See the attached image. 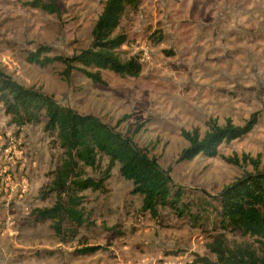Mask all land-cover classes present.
Instances as JSON below:
<instances>
[{
    "label": "rangeland",
    "instance_id": "rangeland-1",
    "mask_svg": "<svg viewBox=\"0 0 264 264\" xmlns=\"http://www.w3.org/2000/svg\"><path fill=\"white\" fill-rule=\"evenodd\" d=\"M31 1L0 0V69L20 84L134 137L171 170L185 199H206L216 206L211 196L243 174L226 158L260 155L264 166V0H141L123 20L129 42L122 57H142L147 50L143 71L138 78L104 72L106 85L78 72L65 79L64 65L40 67L27 59L41 47H48L50 56L89 48L106 0H55L57 15L29 7ZM155 32L163 34L161 42L152 39ZM256 113L253 131L223 144L217 157L179 161L189 146L182 131L199 128L204 136L210 118L220 125L230 118L242 126ZM44 126L42 121L18 128L0 103V264L216 262L209 246L221 230H215L210 208L203 227L171 209L152 218L118 168L103 192H84L87 222L77 237L66 233L62 241L52 221L37 223L33 210L56 201L55 195L44 194L63 154ZM226 238L230 244L245 241L231 234ZM94 246L103 249L81 253Z\"/></svg>",
    "mask_w": 264,
    "mask_h": 264
},
{
    "label": "trees",
    "instance_id": "trees-1",
    "mask_svg": "<svg viewBox=\"0 0 264 264\" xmlns=\"http://www.w3.org/2000/svg\"><path fill=\"white\" fill-rule=\"evenodd\" d=\"M140 4L141 0H106L92 30L89 48L72 56H50L49 48L41 47L27 59L40 67L56 63L64 65L62 75L65 79L76 72L101 85L107 84L104 72L138 78L143 71L141 56L122 57V47L129 42L122 31V23L127 13L137 10ZM27 5L48 14L60 13L55 0H33ZM163 38L159 32L152 35L156 43ZM0 103L18 128L43 121L45 132L55 137L63 150L61 162L52 172L44 194L45 198L55 195L56 201L51 207L36 208L32 212L37 223L52 221V227L62 241H65L66 233L72 238L77 237L87 222L84 192H103L114 169L118 168L120 175L132 183V194L142 197V211L152 218L157 219L162 209H171L179 218L189 219L193 226L203 227V221L209 219L206 214L210 208L215 214V230H221L220 236L209 246L216 262L200 258L198 263L264 264V166L260 155L226 158L243 174L225 186L218 196H211L217 201L215 206L206 199L201 202L185 199L186 191L174 182L171 170L164 169L158 158L140 147L134 137L124 135L95 115L80 114L41 90L20 84L2 69ZM258 121L257 113L242 126L234 124L230 118L224 125L210 118L204 136L199 128L182 131L189 146L182 151L179 161H192L199 155L217 157L223 144L247 136ZM104 160H107L105 166ZM249 166L253 167L252 172L248 171ZM90 171L97 177L90 175ZM226 234L245 241L230 244ZM101 249L102 246L87 247L81 253L91 254Z\"/></svg>",
    "mask_w": 264,
    "mask_h": 264
},
{
    "label": "built area",
    "instance_id": "built-area-1",
    "mask_svg": "<svg viewBox=\"0 0 264 264\" xmlns=\"http://www.w3.org/2000/svg\"><path fill=\"white\" fill-rule=\"evenodd\" d=\"M148 58V51L145 50L144 53L142 54V57L140 59L141 63L145 62V60Z\"/></svg>",
    "mask_w": 264,
    "mask_h": 264
}]
</instances>
